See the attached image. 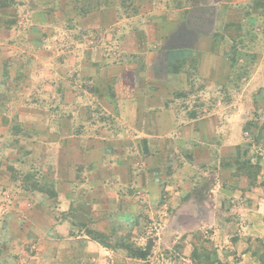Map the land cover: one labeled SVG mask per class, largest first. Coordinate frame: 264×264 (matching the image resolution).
<instances>
[{"label": "crops", "instance_id": "1", "mask_svg": "<svg viewBox=\"0 0 264 264\" xmlns=\"http://www.w3.org/2000/svg\"><path fill=\"white\" fill-rule=\"evenodd\" d=\"M58 34L59 44L73 47L71 73L84 76L92 65L103 84L97 93L111 87L107 123L38 117L20 99L32 92L40 59L42 78L58 76L67 87L58 73L66 68L50 50ZM244 41L264 47V0H0V264H135L123 243L141 238L148 219L184 213L210 172L214 218L234 214L241 228L217 230L199 248L206 262L237 253V264H256L264 187L235 167L248 154L245 106L238 96L212 100L248 89L231 86V54ZM254 71L248 92L261 78ZM24 147L54 198L13 180ZM161 232L178 236L162 225Z\"/></svg>", "mask_w": 264, "mask_h": 264}, {"label": "rangeland", "instance_id": "2", "mask_svg": "<svg viewBox=\"0 0 264 264\" xmlns=\"http://www.w3.org/2000/svg\"><path fill=\"white\" fill-rule=\"evenodd\" d=\"M57 37V44H53L50 50L56 64H58V66L64 64L66 70L64 72L58 70V73L63 78L65 77L67 87L69 88H64V86L61 85L62 82L59 80L58 76L52 75L49 79L42 78L47 68L44 67L43 61L40 59V63L36 64L34 67L35 82L33 84L34 87L31 88L32 92H30L29 95H22L20 99L25 103H30L38 117H43L44 115L55 119H75V117H77V119L84 123L85 128L92 126V124L96 122H100V124L107 123L110 115L108 114L109 111H107L106 102H108V99L111 101V87L106 95L101 92L97 93V87L103 86V84L100 85L102 80L98 78L99 74L98 76H91L92 65L89 66L88 70H85L84 76H79V73H75L74 71L71 73V70H74L76 67L73 60L74 55L70 53L73 47H66L64 43L63 45L59 44V41L63 39L59 34ZM78 38L82 40L79 35ZM84 39L85 38H83V40ZM245 42L246 41H244V43ZM92 46V44L85 46L87 47L85 53L89 51V48L92 49ZM65 49L70 53V56L67 58L66 62L63 60L61 62L59 61L60 58L58 53L62 50L66 51ZM253 50L254 52L258 50V55H260L259 59L256 61L251 54ZM262 54H264V47L262 44H260L258 48H255L245 43L233 51L231 54L233 55L234 62L233 73L236 77H234L231 86L239 87L242 84V91L247 87L248 89L244 90V93L242 92L239 94V92L233 93L236 89L231 87L230 89L232 91L230 93L220 94L217 98H213L212 100L214 103L218 101L230 102L236 99L237 96L238 99L242 100L245 106V116L243 119L244 149L248 151V154L246 156L244 155L243 159L235 162V167L237 169L236 174L242 173L244 175L245 172L247 173L248 170L244 169L243 164L245 161L250 160L252 171L257 172V175H255L256 179L254 181L248 178L251 180V183L254 184L256 181H259L261 187H264V75L262 76L264 73V58ZM56 64L54 63V65ZM56 68L59 69L58 67ZM57 69L55 71H57ZM254 69V72L256 74L259 73L261 78L257 81L255 80L256 88L248 92L250 89V76ZM19 133L20 136L26 138V127L20 126ZM20 152L22 153L19 155V164L17 166L19 170L14 169V167L12 168L13 180H18L19 185L21 187L23 186L26 190L28 187L32 186L44 187L43 185H45V183H43L42 175L40 171L37 170V167H35V164L31 163L28 159L25 147L20 149ZM213 175H215L213 172L208 173L207 180L199 185L196 191H194V194L190 196L189 202L192 204L182 207L183 211H185L184 213L179 215L175 214L173 218L167 217V220L163 222L157 220L158 216L153 220L148 219L147 223L145 222L147 224L146 230L144 233L138 234L141 238L136 235V239H128L130 244L141 249H146L150 254L147 260H139L135 264H224L223 262L228 260L236 264L238 263L240 257L237 253L234 256H223V261L221 260L223 259L222 256L216 254V258L214 257L211 262H206L205 256L207 255H204L206 250L203 252L199 248L201 242L210 241L217 230L223 231L230 229L231 231L238 232L241 228L237 226L235 222L236 216H234V214L222 220L214 218V212L217 207L214 205V198L210 197V190L215 182ZM45 189L48 190L47 187H45ZM6 197L8 200L11 199L10 195ZM171 210L170 208V215ZM231 222H233L234 225H230ZM161 225L164 230L170 229L173 230V232H178L174 234L178 236L174 238H171L170 234H168V237L167 234L165 236V234L161 232ZM191 234L195 235V238L190 237L191 243L194 245L196 244L195 250L187 252L185 248L190 243L189 241L187 244V236ZM219 241L221 242V238L217 239V242ZM107 242H109V240H107ZM259 252L260 253L257 254L258 261L256 264H264L263 242H261ZM188 260H191V262Z\"/></svg>", "mask_w": 264, "mask_h": 264}, {"label": "trees", "instance_id": "3", "mask_svg": "<svg viewBox=\"0 0 264 264\" xmlns=\"http://www.w3.org/2000/svg\"><path fill=\"white\" fill-rule=\"evenodd\" d=\"M244 169L248 170V172L244 173L246 176H248L251 180H255V175H257V172L252 171V164L251 161H245L244 162ZM259 169V168H258ZM243 170V169H242ZM244 170V171H245ZM27 190H38L42 193H48L50 197L54 198L55 192L52 190H47L45 189V187H37V186H32V187H28ZM88 235L91 237L92 240L98 242L99 244H101L102 246L106 247V248H111V245L107 242L108 238L105 235L96 233L94 231H87ZM123 248H125L128 251L129 257L133 258V259H138V260H147V258L149 257V252L146 249H141L138 247L133 246L130 243H126L124 242L122 245Z\"/></svg>", "mask_w": 264, "mask_h": 264}]
</instances>
